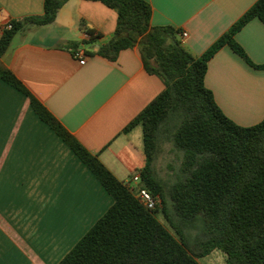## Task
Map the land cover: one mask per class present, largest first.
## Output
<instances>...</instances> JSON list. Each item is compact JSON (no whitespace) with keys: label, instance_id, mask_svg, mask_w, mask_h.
<instances>
[{"label":"crops","instance_id":"crops-1","mask_svg":"<svg viewBox=\"0 0 264 264\" xmlns=\"http://www.w3.org/2000/svg\"><path fill=\"white\" fill-rule=\"evenodd\" d=\"M154 27L185 31L178 40L203 55L258 0H145ZM45 0H0V40L13 21L41 17ZM117 13L101 2L69 0L48 25H28L0 58L23 88L122 183L145 188L143 132L125 128L165 86L144 67L138 47L117 61L100 55ZM97 39L90 41L86 34ZM209 62L206 86L242 127L264 120V23L253 19ZM78 45V46H77ZM78 47V48H77ZM86 52L80 65L74 52ZM114 200L72 148L44 122L30 97L0 78V264H59Z\"/></svg>","mask_w":264,"mask_h":264},{"label":"trees","instance_id":"trees-1","mask_svg":"<svg viewBox=\"0 0 264 264\" xmlns=\"http://www.w3.org/2000/svg\"><path fill=\"white\" fill-rule=\"evenodd\" d=\"M68 1L45 0L43 16L13 21V28L4 30L0 40V58L17 33L28 25L53 23ZM87 1L101 2L118 15L113 38L97 54L115 62L123 50L138 47L145 70L165 86L124 130L142 129L146 166L140 172L141 180L160 197V204L148 210L133 189L119 181L0 66V78L30 97L40 118L72 148L114 200L59 264H200L201 258L215 250L227 256L226 264H264V120L252 127L239 126L223 113L205 82L210 60L225 46L253 65L235 37L253 19L264 23V0H258L200 57L178 40L180 31L152 26V9L145 0ZM89 35L90 41L97 39ZM256 67L264 69V65ZM163 135L183 155L177 180L168 189L154 169ZM169 200L176 224L168 211ZM161 214L169 227L160 221ZM199 222L201 232L194 250L180 228H194Z\"/></svg>","mask_w":264,"mask_h":264},{"label":"rangeland","instance_id":"rangeland-1","mask_svg":"<svg viewBox=\"0 0 264 264\" xmlns=\"http://www.w3.org/2000/svg\"><path fill=\"white\" fill-rule=\"evenodd\" d=\"M159 141V149L154 161V169L156 172V176L165 183L168 189L177 180V175L179 172V167L181 165L183 155L181 152L177 151L174 148L173 144L170 142L167 136H161ZM168 211L172 221L176 224L177 220L171 207L170 200L168 204ZM159 216L160 221L164 225L169 227L170 223L167 222L165 216L163 214ZM196 225L197 226H195L194 228H180L186 235L191 248L194 250L197 249L195 242L197 235H199L201 232L200 222ZM226 260L227 256L222 251L215 250L208 256L201 258L199 262L200 264H226Z\"/></svg>","mask_w":264,"mask_h":264},{"label":"built area","instance_id":"built-area-1","mask_svg":"<svg viewBox=\"0 0 264 264\" xmlns=\"http://www.w3.org/2000/svg\"><path fill=\"white\" fill-rule=\"evenodd\" d=\"M13 28L12 23L6 24L4 30H11ZM182 39L188 38L189 34L185 31L180 33ZM86 38L89 40L91 36L86 34ZM74 57L79 61L80 65L86 64V52L82 49H77L74 52ZM141 178L136 175L133 178V182H140ZM136 197L140 200V202L148 209V210H155L158 205L160 204V197L154 196L152 192L147 188H140L136 192Z\"/></svg>","mask_w":264,"mask_h":264}]
</instances>
